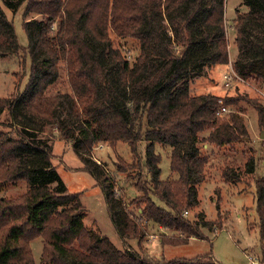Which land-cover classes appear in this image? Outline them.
Wrapping results in <instances>:
<instances>
[{
  "label": "trees",
  "instance_id": "obj_1",
  "mask_svg": "<svg viewBox=\"0 0 264 264\" xmlns=\"http://www.w3.org/2000/svg\"><path fill=\"white\" fill-rule=\"evenodd\" d=\"M225 3L0 0V56L25 51L31 60L25 91L0 96V116L8 111L12 128L11 132L0 129V193L19 182L27 185L19 196L0 197V264H36L31 247L36 238L43 241L41 264H221L211 255L159 259L143 251V242L150 222L180 234L182 240H161L174 246L203 238L204 229L216 232L223 227L206 220L203 213L192 222L184 216L199 207L198 186L207 180L210 156L202 152V141L223 151V157L236 154L233 164L223 165L226 182L254 179L256 156L248 146L251 139L243 109L217 115L220 100L227 107H238L241 99L195 95L189 86L195 75L229 62ZM24 6L25 18L42 16L24 21L25 48L7 13L17 14ZM233 27L238 50L235 72L264 83V0H242ZM110 31L139 42L140 53L133 63L113 46ZM61 62L66 64L73 93L47 96L60 77ZM253 105L263 126L264 107ZM54 129L71 144L84 171L101 188L125 248L86 228L80 194L68 191L53 163ZM121 142L128 144L148 175L145 185L137 187L141 195L131 202L138 205L136 219L117 194L110 173L91 158L97 144L115 147ZM157 144L171 149V175L166 179H161ZM127 167L133 166H118L122 172ZM254 187L264 246V177L254 179ZM131 239L138 241L139 252L127 244Z\"/></svg>",
  "mask_w": 264,
  "mask_h": 264
},
{
  "label": "rangeland",
  "instance_id": "obj_2",
  "mask_svg": "<svg viewBox=\"0 0 264 264\" xmlns=\"http://www.w3.org/2000/svg\"><path fill=\"white\" fill-rule=\"evenodd\" d=\"M242 0H226L225 3V25L227 28V40L229 43V62L223 65H215L205 69L202 75H195L189 82L192 94L201 95L212 93L222 99L232 97L240 98L238 107L228 105L229 113L243 109L244 118L250 134L251 143L256 156V171L254 179L264 177V125L258 121V113L254 103L264 107V83L262 81L244 79L235 72L233 60L238 50L235 45V29L233 20L236 17V9L240 7ZM25 6L17 14L8 11V16L13 19L19 44L28 46L27 35L23 29L25 20L33 18L41 19L42 16L29 15L24 17ZM241 10L246 11L244 6ZM113 46L119 49L127 59L133 63L139 56V42L132 38H121L115 32L110 31ZM31 60L28 53L21 52L19 55L0 56V96H17L25 91L30 78ZM231 75L229 86L226 85L225 75ZM237 74V75H236ZM228 82V81H227ZM58 92L73 93L68 83L67 69L64 62L60 63V77L55 84L50 86L46 92L47 96H55ZM10 115L6 111L0 116V129L10 131ZM49 132V131H48ZM54 157L53 163L58 173L68 187L70 193H79L82 204L86 210L84 218L85 226L106 235L117 247L125 248L122 240L112 223L101 188L96 180L88 172L84 171V164L75 153L71 144L61 138L57 130H53ZM203 153L210 156L207 165V180L198 186L200 205L195 210H190L184 216L194 221L195 215L203 213L205 219L223 223L218 231L202 230L203 238H191L187 244L169 245L162 244L161 240L177 238L182 240L180 234H175L152 222L147 226V236L143 242V251L149 256L159 259L172 260L176 258H196L200 256H213L221 264H264V246L258 226V215L256 212V198L254 179L246 176L239 183L226 182L222 176L225 162L233 164L235 155L226 154L213 145H207L202 141L199 144ZM145 143L140 145L145 162ZM247 150V149H246ZM142 151V152H141ZM156 152L161 156L160 167L161 179L171 175L169 147L156 145ZM94 161L102 164L111 175V183L115 190L127 204L133 219L139 218L138 205L131 202L141 195L137 187L145 185L148 175L145 169H141L137 160L131 154L126 143H118L115 147L107 143H99L92 150ZM228 160H226V159ZM242 158L239 153L237 160ZM119 165H132L125 172L119 171ZM27 190L25 182H19L15 187L0 193V197H15ZM146 225V224H145ZM143 227V226H142ZM140 227V228H142ZM154 235V239L151 236ZM130 247L139 252L140 248L136 239L127 241ZM31 247L36 264H41L43 241L36 238L31 242ZM141 252V251H140ZM143 253V252H141Z\"/></svg>",
  "mask_w": 264,
  "mask_h": 264
},
{
  "label": "built area",
  "instance_id": "obj_3",
  "mask_svg": "<svg viewBox=\"0 0 264 264\" xmlns=\"http://www.w3.org/2000/svg\"><path fill=\"white\" fill-rule=\"evenodd\" d=\"M235 73H236V72H233V71H232V74H233V75H235ZM236 75H237V74H236ZM230 78H231V75H227V74L225 75V80H226V85H227V86H229V79H230ZM227 81H228V82H227ZM219 102H220V104H221L222 106H221V108L219 109V111L217 112V115H222V114L227 113V112L229 111L228 107L225 106V105L223 104V101H222V100H220ZM151 238L154 239V235H152Z\"/></svg>",
  "mask_w": 264,
  "mask_h": 264
}]
</instances>
